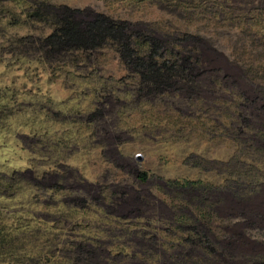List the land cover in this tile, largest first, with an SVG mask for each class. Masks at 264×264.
<instances>
[{
	"label": "rangeland",
	"instance_id": "obj_1",
	"mask_svg": "<svg viewBox=\"0 0 264 264\" xmlns=\"http://www.w3.org/2000/svg\"><path fill=\"white\" fill-rule=\"evenodd\" d=\"M97 15L119 43L46 42ZM0 230V264H264V0H0Z\"/></svg>",
	"mask_w": 264,
	"mask_h": 264
},
{
	"label": "trees",
	"instance_id": "obj_2",
	"mask_svg": "<svg viewBox=\"0 0 264 264\" xmlns=\"http://www.w3.org/2000/svg\"><path fill=\"white\" fill-rule=\"evenodd\" d=\"M125 23L117 22L104 15H97L89 21L71 22L62 18L56 22V28L47 37L46 42L55 46L77 45L79 38L87 39L93 45L104 40L119 43L124 35ZM126 47V46H125ZM144 174L140 178L144 179ZM2 231L0 230V233ZM3 238L0 236V247L3 245Z\"/></svg>",
	"mask_w": 264,
	"mask_h": 264
}]
</instances>
